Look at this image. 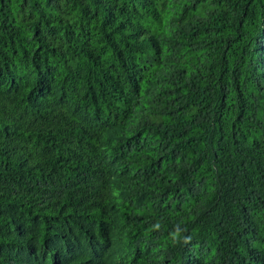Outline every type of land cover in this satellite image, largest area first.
I'll list each match as a JSON object with an SVG mask.
<instances>
[{
  "label": "trees",
  "instance_id": "trees-1",
  "mask_svg": "<svg viewBox=\"0 0 264 264\" xmlns=\"http://www.w3.org/2000/svg\"><path fill=\"white\" fill-rule=\"evenodd\" d=\"M0 264H264V0H0Z\"/></svg>",
  "mask_w": 264,
  "mask_h": 264
},
{
  "label": "clouds",
  "instance_id": "clouds-1",
  "mask_svg": "<svg viewBox=\"0 0 264 264\" xmlns=\"http://www.w3.org/2000/svg\"><path fill=\"white\" fill-rule=\"evenodd\" d=\"M174 239H175V237H174Z\"/></svg>",
  "mask_w": 264,
  "mask_h": 264
}]
</instances>
